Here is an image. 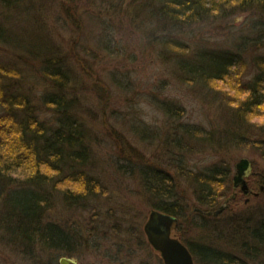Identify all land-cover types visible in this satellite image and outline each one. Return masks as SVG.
Here are the masks:
<instances>
[{
    "label": "rangeland",
    "instance_id": "obj_1",
    "mask_svg": "<svg viewBox=\"0 0 264 264\" xmlns=\"http://www.w3.org/2000/svg\"><path fill=\"white\" fill-rule=\"evenodd\" d=\"M138 4L0 0L1 30L50 44L69 68L71 78L57 89L41 68V58L28 60L0 39V62L22 69L20 77L27 79L33 104L47 123L55 125L58 113L53 103L44 100L58 90L66 93L70 107L88 129L91 157L86 169L97 183L88 196L64 195L58 186L49 187L45 218L68 233L71 245L55 247L37 237L17 240L0 225V264H57L63 255L78 264H163L143 229L158 203L139 171L148 164L173 172L182 206L175 236L183 235L192 244L208 243L238 259L245 250L244 240L258 243L247 228L262 225L264 189L249 201L240 193L231 200L232 210L220 216L207 215L201 221L196 212L212 209L206 203L210 193L201 184L203 173L216 164H228L233 181L236 162L247 157L254 171L263 174L252 180L264 185V96L255 111L245 107V116L240 113L241 100L253 94L252 82L261 73L263 60L256 57L264 55V44L248 45L243 60L231 67L225 79L200 86L185 78L174 54L181 51L175 45L173 49L150 40L147 30L163 32L151 15L144 18ZM250 12L199 19L169 36L189 45L185 55L202 47H232L240 31L250 32L255 18ZM263 84L261 89L257 86V94L264 93ZM238 123L244 132L237 129ZM227 184L212 187L216 193L210 197L218 195V206L224 203L221 196ZM253 188L259 191L258 184ZM244 216L247 219L237 222ZM258 259L264 260V250ZM260 261L249 259L250 264ZM195 263L204 264L196 256Z\"/></svg>",
    "mask_w": 264,
    "mask_h": 264
},
{
    "label": "trees",
    "instance_id": "obj_2",
    "mask_svg": "<svg viewBox=\"0 0 264 264\" xmlns=\"http://www.w3.org/2000/svg\"><path fill=\"white\" fill-rule=\"evenodd\" d=\"M134 3L144 4V8L138 4V9L145 13L144 18H155L154 25L157 29H162L163 33L158 34L153 33L156 29L152 32L146 29L150 40L157 39L169 48L175 45L181 51H174V54H177L185 78L200 86H214L212 81L225 79L231 67L243 60V52L248 45L264 44V0H131V6ZM235 11H251L250 14L255 15V18L250 24V32L242 34L240 31L232 47H202L194 54L185 55L183 50L189 45L183 43L182 39L174 40L169 36L174 30L178 31L193 21L226 18ZM2 30L0 29V39L11 43L14 46L12 48L28 60L41 58L43 71L51 77L57 89H62L71 78L70 70L63 63V57H59L50 44L38 43L35 38L27 41L20 34H11L12 31L5 30L4 27ZM151 33L154 38H151ZM95 36H91L93 41H96ZM98 42L101 43L99 37ZM155 42L158 43L156 40ZM104 43L107 45V42ZM73 52L76 56L75 46ZM256 58L264 61V55ZM262 62L261 73L250 88L254 90L255 96L250 92L248 97L241 100L240 107L243 109H240V113L243 116L246 114L245 107L251 113L255 111V106L261 105L260 99L264 93L259 95L256 90L257 86L261 89L260 84L264 82ZM21 72L22 69L18 67L0 62V218L4 216L0 219V225L10 235H15L17 240H20L19 237H37L43 243L48 242L55 247H68L71 245L68 233L58 224L46 220L44 207L50 197V186L55 190L58 186L64 195L70 193L72 196H88L96 189L97 183L86 169L91 157L88 129L70 107L66 93L60 90L50 95V100H44L45 104L48 101L55 105L58 113L56 124H49L41 118L29 92L31 87L26 85L27 79L20 77ZM236 126L238 130L245 131L244 126L239 123ZM242 131L241 136L244 134ZM237 133L240 132H235ZM210 170L203 173L201 185L210 193L206 201L208 206L217 207L218 195L210 197L216 193L212 187L228 183L223 186L226 191L221 197H229L233 192L231 169L228 164L220 163ZM139 171L147 189L157 199L156 206L168 209L179 217L182 206L176 197L173 172L151 164ZM262 220V225L247 228L254 235L252 239L258 243L251 245L248 240H244L245 250L240 259L208 243L194 245L187 242L183 235L181 239L188 243L196 258L204 264H250L249 259L253 262L260 261L258 256L264 250V219ZM260 263L264 264V260Z\"/></svg>",
    "mask_w": 264,
    "mask_h": 264
},
{
    "label": "water",
    "instance_id": "obj_3",
    "mask_svg": "<svg viewBox=\"0 0 264 264\" xmlns=\"http://www.w3.org/2000/svg\"><path fill=\"white\" fill-rule=\"evenodd\" d=\"M236 171L233 176L235 186L241 185L242 190L248 193L249 186L245 175L251 171V160L242 157L235 164ZM178 218L173 214L153 209L146 222L144 232L152 247L160 252L164 264H195V258L190 247L179 238L172 235V226ZM62 264H78L76 259L62 257Z\"/></svg>",
    "mask_w": 264,
    "mask_h": 264
},
{
    "label": "flooded vegetation",
    "instance_id": "obj_4",
    "mask_svg": "<svg viewBox=\"0 0 264 264\" xmlns=\"http://www.w3.org/2000/svg\"><path fill=\"white\" fill-rule=\"evenodd\" d=\"M251 165H252V169H251V171H249L244 177H245V179H246V181H247V184H248V186H249V191H248V193H245L243 190H242V188H241V185H239V186H235L234 185V183H233V188L235 189V190H233V192H232V194L229 196V197H227L225 200H224V203L223 204H225V203H227V205H228V207L225 209V210H228L229 208H231L230 207V203H231V200L232 199H236V198H238V196H239V194L240 193H243L244 195H245V200L246 201H249L250 200V197H251V195L253 194H259V192L260 191H263V189H264V185L259 181H256V180H252V176H254V177H256V178H258V177H261L263 174L261 173V172H259V171H254V169H253V162L251 161ZM262 174V175H261ZM234 176V175H233ZM254 181V182H253ZM259 185V191H255L254 190V185ZM261 186V187H260ZM232 209V208H231ZM60 261V260H59Z\"/></svg>",
    "mask_w": 264,
    "mask_h": 264
},
{
    "label": "bare ground",
    "instance_id": "obj_5",
    "mask_svg": "<svg viewBox=\"0 0 264 264\" xmlns=\"http://www.w3.org/2000/svg\"><path fill=\"white\" fill-rule=\"evenodd\" d=\"M228 207V205H227V203H225V204H221L220 206H217V207H212V209H208V210H206L205 211V209H200V208H197V212H196V216H198L199 218H201V221H203L204 219H207L205 216H207V215H213V216H220L221 214H222V212H224V210L226 209ZM230 207L231 208H233L232 207V205H231V203H230ZM156 208V210H159V211H161V212H165V213H168V214H173L174 216H176L172 211H170V210H168V209H165V208H161V207H158V206H156L155 207ZM231 208H229L228 210H232ZM177 217V216H176ZM249 218H250V216H248ZM242 219H247V217L245 218V216L244 217H241L240 219H238V221L237 222H239V221H241ZM235 221V220H234ZM207 224V223H206ZM249 230V229H248ZM251 231V230H250ZM147 237V236H146ZM251 237L252 238H254V235H253V233H252V231H251ZM180 240H182L181 238H180ZM147 241H149L148 240V238H147ZM183 241V240H182ZM184 242V241H183ZM185 243V242H184ZM187 245H188V243H186ZM196 244H199V243H194V245H196ZM189 246V245H188ZM191 249V248H190ZM193 252V251H192ZM158 254H159V256L161 257V259H162V261H163V264H164V260H163V258H162V256L160 255V252H158ZM194 254V253H193ZM62 257H67V258H71L70 256H67V255H63V256H61V258ZM60 258V259H61ZM59 264H62L60 261L58 262ZM196 264V263H195Z\"/></svg>",
    "mask_w": 264,
    "mask_h": 264
}]
</instances>
